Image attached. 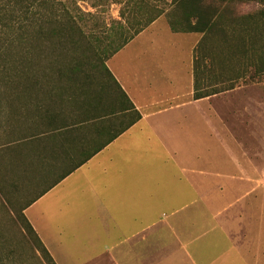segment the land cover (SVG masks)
I'll use <instances>...</instances> for the list:
<instances>
[{
  "label": "crops",
  "instance_id": "obj_1",
  "mask_svg": "<svg viewBox=\"0 0 264 264\" xmlns=\"http://www.w3.org/2000/svg\"><path fill=\"white\" fill-rule=\"evenodd\" d=\"M166 1L114 0L117 17L99 34L126 39L108 47L115 84L93 81L81 100L52 105L50 127L37 114L21 122L33 134L0 143L4 200L56 264L27 212L65 182L102 246L87 262L264 264V92L194 97L203 0ZM199 83L224 85L219 64Z\"/></svg>",
  "mask_w": 264,
  "mask_h": 264
},
{
  "label": "trees",
  "instance_id": "obj_2",
  "mask_svg": "<svg viewBox=\"0 0 264 264\" xmlns=\"http://www.w3.org/2000/svg\"><path fill=\"white\" fill-rule=\"evenodd\" d=\"M71 2L0 0V143L19 141L33 134L35 131L30 124L22 130L21 122L22 119L30 121L28 117L37 114L42 124L50 127L52 105L62 108L68 102L60 97L58 104L54 99L56 95L70 92V100L77 101L83 97L85 86L93 81L104 89L115 84L105 65L112 52L105 46L113 51L126 39L119 41L109 35L85 32L78 16L85 13L77 6L71 8ZM247 19L237 24L240 38L234 42L233 23L228 17L217 19L204 15L198 19L194 28L202 31L203 36L197 44L193 62L194 97L234 87L224 69V61L227 62L233 47L240 55L250 50L251 65L257 72H264V7ZM150 21L148 18L147 23ZM218 55H223L224 59H217ZM218 64L222 82L226 83L219 88L211 84L200 86V74L206 75L209 81L211 77L215 79ZM138 117L136 114L133 121ZM3 153L4 149L0 148V158ZM3 176L0 163L1 189ZM15 219L28 243L30 255L29 258L12 259V264H56L22 212H17ZM10 260L11 257L0 255V264H11Z\"/></svg>",
  "mask_w": 264,
  "mask_h": 264
},
{
  "label": "rangeland",
  "instance_id": "obj_3",
  "mask_svg": "<svg viewBox=\"0 0 264 264\" xmlns=\"http://www.w3.org/2000/svg\"><path fill=\"white\" fill-rule=\"evenodd\" d=\"M63 1L67 3L69 0ZM70 1H72L70 3L71 8L77 6L85 13L84 15H78L82 19L80 23L84 25L85 32L99 34V32L108 28L107 26L113 23V19L117 17L118 6L113 3L114 0ZM161 2L163 9H167L171 5L166 0H161ZM188 5L189 1L184 0L183 8L185 9ZM263 7L264 0L246 2L237 0H203L202 5H200L204 15L213 16L217 19L220 16H226L232 21L234 29L233 42L240 38L238 36L240 27L237 24L246 22L250 14L252 15ZM73 10L75 11V9ZM169 12L171 11H168L167 14ZM176 12L177 14L179 13V11ZM88 49L92 50L90 47ZM249 52L250 50L242 55L236 54L233 47L231 54L227 57V62L224 61V69L228 77L232 78V82H234L235 93L257 94L264 92V72H257L251 65ZM101 55L103 56L104 54ZM219 58L224 59V56L218 55L217 59ZM70 96V92H65L63 95H56L54 99L59 104L60 97L64 98L65 102L71 99ZM216 104L220 105L221 110H223L226 103L221 99V101L217 100ZM220 142L224 144L223 140ZM225 144H228L227 141H225ZM258 146L259 144L254 145L257 148ZM235 151L238 153V148H235ZM72 196L73 194L69 195L67 182H65L42 197L28 210L27 214L34 221L38 233L49 243L53 251L52 255L58 263L100 264V260L87 262L90 257L100 252L102 246L99 244L98 239L89 238L87 234L86 223L88 224L92 221L88 218H86L87 220L85 219V201L82 198L83 196L81 198ZM5 197L4 191L0 188V255L11 257L9 262L12 264V259L29 258L30 252L26 246L28 243L15 219V214H17L16 207L7 204L4 200ZM79 204L80 211L83 209L82 213L78 212Z\"/></svg>",
  "mask_w": 264,
  "mask_h": 264
}]
</instances>
